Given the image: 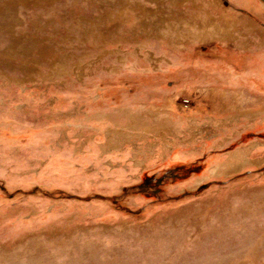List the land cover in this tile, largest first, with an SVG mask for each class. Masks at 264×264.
<instances>
[{
	"label": "rangeland",
	"instance_id": "374dc122",
	"mask_svg": "<svg viewBox=\"0 0 264 264\" xmlns=\"http://www.w3.org/2000/svg\"><path fill=\"white\" fill-rule=\"evenodd\" d=\"M0 264H264V0H0Z\"/></svg>",
	"mask_w": 264,
	"mask_h": 264
}]
</instances>
